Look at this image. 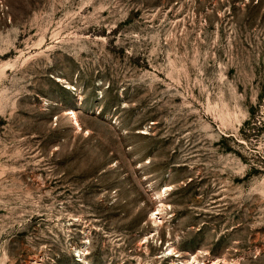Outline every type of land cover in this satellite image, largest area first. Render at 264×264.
I'll return each instance as SVG.
<instances>
[{"label": "rangeland", "instance_id": "374dc122", "mask_svg": "<svg viewBox=\"0 0 264 264\" xmlns=\"http://www.w3.org/2000/svg\"><path fill=\"white\" fill-rule=\"evenodd\" d=\"M194 256L264 264V0H0V264Z\"/></svg>", "mask_w": 264, "mask_h": 264}, {"label": "bare ground", "instance_id": "6f19581e", "mask_svg": "<svg viewBox=\"0 0 264 264\" xmlns=\"http://www.w3.org/2000/svg\"><path fill=\"white\" fill-rule=\"evenodd\" d=\"M72 113L74 114V116H75V123L76 124H79V122H78V119H77V115H76V112L75 111H72ZM162 209H163V204L161 205V206H158L154 211H153V214L155 213V214H158V215H160L161 214V211H162ZM154 214V215H155ZM156 217V216H155ZM157 220V219H156ZM155 221V220H154ZM169 251H171V252H175V250H174V248H170V249H168ZM178 255V254H177ZM212 261V260H211ZM218 261V260H217ZM213 262V261H212ZM207 263V262H202V261H198L196 258H195V256L192 258V260L190 261H187V262H183L184 264H216V262H213V263ZM173 264H176L175 262L173 263Z\"/></svg>", "mask_w": 264, "mask_h": 264}]
</instances>
